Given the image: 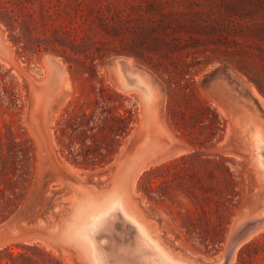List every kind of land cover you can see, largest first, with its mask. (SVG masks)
I'll use <instances>...</instances> for the list:
<instances>
[{
    "label": "rangeland",
    "instance_id": "1",
    "mask_svg": "<svg viewBox=\"0 0 264 264\" xmlns=\"http://www.w3.org/2000/svg\"><path fill=\"white\" fill-rule=\"evenodd\" d=\"M159 2L164 9L156 12ZM110 17L127 21L125 44L151 20H178L181 28L167 31L179 48L134 57L122 51L130 49L119 38L103 46L116 52L103 56L101 26ZM0 49V181L15 180L18 197L0 223V264H88L59 234L82 227V219L71 218L85 198L100 202L118 186L127 189L139 156L146 158L128 212L147 224L172 259L216 264L240 219L263 220L264 181L247 130L254 127L264 138V95L257 87L264 94V0H0ZM125 57L142 79L137 88L123 90L115 73L114 62ZM90 65L91 76L85 71ZM142 84L152 91L147 106ZM101 85L125 98L131 130L111 162L80 167L59 154L57 122ZM12 146L19 152L14 165ZM259 227L231 264H240L247 242L264 247V223ZM124 237L112 239L119 246L115 254L124 256L119 262L110 244L102 245L110 249L109 264L129 263L130 238ZM250 264H264V251Z\"/></svg>",
    "mask_w": 264,
    "mask_h": 264
},
{
    "label": "trees",
    "instance_id": "2",
    "mask_svg": "<svg viewBox=\"0 0 264 264\" xmlns=\"http://www.w3.org/2000/svg\"><path fill=\"white\" fill-rule=\"evenodd\" d=\"M107 7L108 12L114 8L110 3ZM156 8L154 9L156 12L163 11V3L159 2ZM126 23V20H115L112 17L103 22L101 28L107 39L101 44L103 56L109 52H116L115 46L111 48H103V46L114 45L111 41L119 38H121L119 40L121 44L127 45L124 47L130 49L127 51V48H121L122 51L134 57L142 56L143 54H139L141 51L157 54L161 50L172 52L179 48L177 44H173L168 39L167 31L171 25L179 30L182 23L178 20L170 23L166 19H154L147 27L140 25L138 33H136L137 36L134 40L131 39V44H125L127 29L123 26ZM109 38L113 40H109ZM146 38L149 42L144 46ZM148 61L151 63L152 58H148ZM94 68L95 66L90 65L85 71L90 75V73H94ZM257 87L258 91L264 95L259 85ZM91 91L94 93V98L81 105H74L70 110H65V116L57 122L58 128L55 133L58 152L66 161L80 167L95 169L112 161L118 152L121 141L131 130L133 114L122 95L102 85L96 90L92 88ZM8 155L11 164L14 165L19 161V152L16 147L12 146ZM15 186V180L0 181V223L8 218L10 209L16 205L18 197L14 192ZM261 251H264V247L255 241H249L240 248L238 261L240 264H250L251 258Z\"/></svg>",
    "mask_w": 264,
    "mask_h": 264
},
{
    "label": "bare ground",
    "instance_id": "3",
    "mask_svg": "<svg viewBox=\"0 0 264 264\" xmlns=\"http://www.w3.org/2000/svg\"><path fill=\"white\" fill-rule=\"evenodd\" d=\"M4 56L11 59L9 54H7V51L5 52ZM123 58L117 59L114 63L115 73L122 81L121 87L123 90L133 89L134 87L137 88V83L139 84L142 79L139 76L137 77L136 75L132 74L134 72V69L129 60L130 58ZM120 60H122L123 63H121ZM46 62L52 63L57 67L60 64V68L61 66H63L61 62H59V60L56 58L51 59L47 57ZM59 81L60 86L66 85L64 74H61V78ZM140 88L141 89L139 91L141 92L143 105L147 106V102H145L144 100L151 97L152 91L149 86L144 84H142V87ZM152 105L153 114L156 116L157 106H155L154 103ZM251 130H253V132H251ZM247 131L249 137L251 138L250 151L252 150L254 153V160L258 166L259 175L264 181V138L261 137L259 132L254 127L249 128ZM145 158L139 156L133 162L136 168L134 169L133 167V169L130 170V173L133 171V175H131L132 177L130 178L127 189L126 187L122 188L118 186L116 191H112V193H110L109 195L104 196L100 200V202L95 198H85L79 203V206L75 208L73 213L74 217L72 216L71 218V221L78 218L82 219V227L77 231H72V228L67 226V229L61 231V235L59 234V238H61V240L66 244L73 246L76 250H78L81 257L86 262H88V264H107L110 261V259L108 261V258L111 257V255L112 258H114L116 261L123 260L121 258L124 257L123 255L117 256L115 254L116 249L119 246L115 244V242L118 240L113 237L118 238V236H125L127 239L130 238V240L128 239L130 242L127 247H129L128 251L131 252V254L128 253L131 255V258H127L129 261L128 264H183L182 262H178L177 260L172 259L171 256L164 250V248L160 246L154 240V238H152L151 230L148 228L147 224L142 225V223H140L139 221H134L132 219V216L128 212V205L131 195L130 192L133 191L132 189L136 176H138L142 171L141 164ZM123 160L124 156L120 154L114 163V166L116 168L115 170H118V166H120ZM143 169H145V167ZM104 201L109 202V205L104 207ZM81 208L82 210H80ZM94 212L98 214H94ZM262 214L263 220L258 222L257 220H259L258 218L260 217L255 219L254 216L247 217L251 219H246V217L244 216L243 218L246 220L242 219L243 221H241L240 219V223H238V225L235 222V225L237 226L233 230L231 236H228L229 239H226V246L223 252H221V256L216 264L232 263L234 254L237 248L240 246L241 242L246 239L251 234V232L256 231L258 227L264 223V210ZM87 215L91 217V219H89V223L88 219H86L88 218ZM115 220L118 222L117 226L115 225L117 222L114 224ZM238 221L239 220H237V222ZM113 224L115 225V229L113 228ZM261 227L259 228L262 229ZM56 235L51 234L50 237H54ZM112 239H115L116 241L113 243ZM128 240H125V242H127ZM107 243L110 244L111 250L107 248L106 250H110V252L112 251L113 253H110L111 255H108L107 253L109 252L102 248V245H105ZM123 249L125 248L123 247Z\"/></svg>",
    "mask_w": 264,
    "mask_h": 264
},
{
    "label": "water",
    "instance_id": "4",
    "mask_svg": "<svg viewBox=\"0 0 264 264\" xmlns=\"http://www.w3.org/2000/svg\"><path fill=\"white\" fill-rule=\"evenodd\" d=\"M120 62H121V63H123V61H122V60H120ZM114 63H115V62H114Z\"/></svg>",
    "mask_w": 264,
    "mask_h": 264
}]
</instances>
